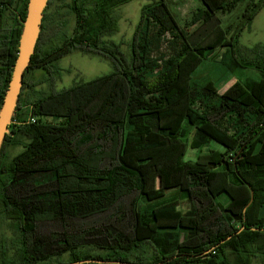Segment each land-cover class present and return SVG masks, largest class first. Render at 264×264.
I'll use <instances>...</instances> for the list:
<instances>
[{"label": "trees", "instance_id": "16d2710c", "mask_svg": "<svg viewBox=\"0 0 264 264\" xmlns=\"http://www.w3.org/2000/svg\"><path fill=\"white\" fill-rule=\"evenodd\" d=\"M29 1L0 0V109ZM132 1L71 0L72 34L48 13L57 0L49 1L0 155V223L11 221L13 231L1 242V264H14L9 251L18 264H264V44H240L264 0H200L188 23L199 25L193 34L170 0H152L128 56L104 37L118 30L116 9ZM238 6L241 17L225 27L220 14ZM218 47L238 72L222 94L192 82ZM74 52L103 57L114 71L57 90L58 64ZM34 69L46 71L44 80L29 82ZM46 83L48 91L37 89ZM193 131L192 149L217 148L186 162L184 139ZM9 145L23 148L10 161ZM152 179L159 190L146 192ZM169 189L187 193V210L173 202L144 224L141 199Z\"/></svg>", "mask_w": 264, "mask_h": 264}, {"label": "rangeland", "instance_id": "374dc122", "mask_svg": "<svg viewBox=\"0 0 264 264\" xmlns=\"http://www.w3.org/2000/svg\"><path fill=\"white\" fill-rule=\"evenodd\" d=\"M71 0H57L55 5L49 9V14L53 16L56 21H65L66 29L69 34L73 33L75 27V18L69 13L67 4ZM152 0H134L126 5L120 6L115 11V16L118 19V30L112 35L104 37V40L108 42H115L121 45V50L126 54L130 55L131 42L133 39L134 32L141 19L142 8L149 4ZM170 8L174 13L175 17L181 24V26L190 34L197 31L199 25L189 26L193 13L201 7L200 0H170ZM245 6L238 8L228 15L220 14V17L224 23V26L232 25L237 21L239 16L241 17ZM2 20L0 18V25ZM167 39H171L167 36ZM240 44L243 47H254L258 44H264V8L258 14L253 21V24L249 30L243 32L240 38ZM163 53L169 54L170 51L167 44L162 48ZM228 57L231 54L227 52L226 48L218 47L214 50L208 51L205 60L201 66L193 73L192 82L202 87H208L210 90L217 93L226 92L237 80L238 72L235 73L228 69ZM241 60V59H240ZM242 64L243 60L240 61ZM60 68L59 75L55 80V88L57 90H63L72 87L73 85L81 82H90L102 76L108 75L114 71V66L111 61L95 55H86L81 52H74L62 58L58 64ZM241 74L245 76H251L254 79L259 78V73L248 69H242ZM47 73L44 69H34L28 74L29 82H39L44 80ZM39 91H48V84H42L37 87ZM27 114L28 109L22 111ZM194 138V131L188 136L187 149L185 151L184 161L194 162L201 153H206L209 148H217L214 143L205 145L201 151L191 148V141ZM23 148L21 146L9 145L5 148V156L10 161L17 156ZM146 192H152L159 190V182L155 179L149 181L145 187ZM178 203V207L182 211H186L188 208V197L187 193L179 189H169L164 195L148 200L146 198L140 201V210L142 214V220L144 224L153 222V212L170 203ZM218 202L223 206L229 202V197L226 194H222L218 198ZM12 222L7 220L0 223V245L3 239L10 240L13 238V231L11 228ZM92 254L100 253L99 250H91ZM7 262H13L18 264V257L15 251H9L6 255ZM70 258L69 254H64L61 259L68 261ZM2 260L0 259V264ZM260 264V263H257Z\"/></svg>", "mask_w": 264, "mask_h": 264}, {"label": "water", "instance_id": "95a60500", "mask_svg": "<svg viewBox=\"0 0 264 264\" xmlns=\"http://www.w3.org/2000/svg\"><path fill=\"white\" fill-rule=\"evenodd\" d=\"M49 1L50 0H30L28 4L27 16L23 22V29L19 42L17 60L0 109V155L5 138L9 134V128L12 125L13 118L17 113V107L24 84V76L35 54V49L40 37L42 21ZM244 229L245 228L242 230ZM242 230H240V232Z\"/></svg>", "mask_w": 264, "mask_h": 264}, {"label": "built area", "instance_id": "2783aa9c", "mask_svg": "<svg viewBox=\"0 0 264 264\" xmlns=\"http://www.w3.org/2000/svg\"><path fill=\"white\" fill-rule=\"evenodd\" d=\"M30 122L31 123H36L37 122V119L36 118H30Z\"/></svg>", "mask_w": 264, "mask_h": 264}]
</instances>
